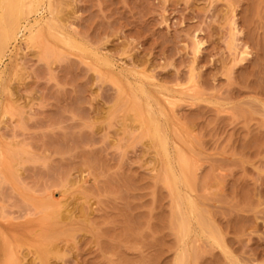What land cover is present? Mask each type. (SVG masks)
<instances>
[{
	"label": "rangeland",
	"instance_id": "obj_1",
	"mask_svg": "<svg viewBox=\"0 0 264 264\" xmlns=\"http://www.w3.org/2000/svg\"><path fill=\"white\" fill-rule=\"evenodd\" d=\"M43 9L0 64V264H264V0Z\"/></svg>",
	"mask_w": 264,
	"mask_h": 264
},
{
	"label": "bare ground",
	"instance_id": "obj_2",
	"mask_svg": "<svg viewBox=\"0 0 264 264\" xmlns=\"http://www.w3.org/2000/svg\"><path fill=\"white\" fill-rule=\"evenodd\" d=\"M0 6H1V9H2V13H1V19H0V64L4 63V58L8 55V51L9 50V44L12 42V41H16L18 39V37L20 36H25V42L27 45H36V44H39L42 42V38L44 39L48 32L50 33V30L51 28L49 27L48 29V25L46 26V23H45V26L46 28L45 29H40L39 27L41 26L40 25V21L42 20V17L41 18H37L35 19V21L32 23L30 22V20L26 19L25 21H22L24 19L25 16H27V14H31V13H34L35 15L36 14H40L42 11L41 10H44L43 9V6H44V0H0ZM0 9V10H1ZM41 15V14H40ZM38 16V15H36ZM52 25V24H51ZM53 26V25H52ZM42 28V27H41ZM53 28V27H52ZM51 35V34H50ZM48 34V36H50ZM19 37V38H20ZM51 37V36H50ZM54 39V38H52ZM55 40V39H54ZM69 42V41H68ZM71 43V42H70ZM69 44V43H68ZM42 45V44H41ZM70 45V44H69ZM199 45L201 46V44L199 43ZM197 46V45H196ZM196 48V47H195ZM13 50V49H12ZM199 50V49H198ZM10 53V52H9ZM8 57V56H7ZM104 63V62H103ZM102 63V64H103ZM106 64V63H105ZM108 64V63H107ZM107 66V65H105ZM5 73V70L2 72L1 74V71H0V86H2L3 82H4V79H3V75ZM124 80V79H123ZM124 82H128V81H124ZM129 83V82H128ZM127 83V84H128ZM145 87V86H144ZM142 86V88L144 90H146ZM127 88V87H126ZM128 88H130V86H128ZM133 88V87H131ZM137 89V88H136ZM134 89V90H136ZM132 90V89H130ZM133 90V91H134ZM139 90V88H138ZM138 90H136L138 92ZM142 90V89H141ZM144 90H142L143 92H145ZM135 91V93H137ZM141 93V91H139ZM138 92V93H139ZM147 93H149L147 90H146ZM145 92V93H146ZM134 93V92H133ZM147 93H146V96H147ZM142 94V93H141ZM141 94H138V95H141ZM137 95V94H136ZM144 95V94H143ZM124 96V95H123ZM135 96V95H134ZM148 97V96H147ZM141 100L143 98H140ZM146 99V98H145ZM144 101H147V99ZM139 101V100H138ZM148 101H151L149 100L148 98ZM130 102V101H129ZM140 103V101H139ZM151 103V102H150ZM139 105V104H137ZM143 105V103L141 104ZM136 106V105H134ZM144 107V105H143ZM145 108V107H144ZM146 109V108H145ZM146 112H147V109H146ZM145 115V114H144ZM147 116V115H145ZM139 117L142 118L143 122L144 123H147L148 125L145 124V126H148V131H149V134H151L152 136H156L162 147L165 148V141L163 140V137H162V134H161V129H160V126L158 125H153L152 123V120L149 119V118H145L143 119L144 116H142V114L140 113L139 114ZM168 121V120H167ZM166 121V122H167ZM153 126V127H152ZM170 131V130H169ZM157 141L158 142V140ZM170 139V138H169ZM160 145V144H159ZM168 148V147H167ZM180 149V148H179ZM162 150V148H161ZM169 152V150H168ZM167 152V154L169 155V153ZM180 153V152H179ZM164 154V150H163V153ZM181 154V153H180ZM179 154V155H180ZM166 156V155H164ZM180 156H183L180 155ZM185 156V155H184ZM2 158V152H1V148H0V159ZM170 159V158H169ZM183 159V158H182ZM186 159V158H185ZM184 159V160H185ZM182 160V161H184ZM3 161V159H2ZM2 161H1V164H2ZM5 161V160H4ZM3 161V162H4ZM186 161V160H185ZM188 161V160H187ZM189 162V161H188ZM4 164L6 165V163H3V167H4ZM187 165V164H186ZM188 166V165H187ZM192 166V165H191ZM5 168V167H4ZM188 169V168H187ZM193 169V167L191 168ZM193 171V170H192ZM176 178V177H175ZM177 179V178H176ZM176 179H174L176 181ZM179 179V177H178ZM177 179V180H178ZM180 181V180H179ZM181 183V182H180ZM182 185V184H181ZM181 188V187H180ZM180 190V189H179ZM180 193V192H179ZM189 200V199H188ZM195 208V207H194ZM193 214V213H192ZM195 218V217H194ZM195 220V219H194ZM185 222V221H184ZM191 224V223H190ZM185 226V224H183ZM182 225V227H183ZM186 227V226H185ZM186 229V228H185ZM193 229V228H192ZM188 231V230H187ZM191 233V232H190ZM192 234V233H191ZM189 237V236H188ZM185 239V238H184ZM184 241V240H183ZM45 252V251H44Z\"/></svg>",
	"mask_w": 264,
	"mask_h": 264
}]
</instances>
